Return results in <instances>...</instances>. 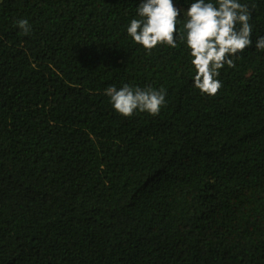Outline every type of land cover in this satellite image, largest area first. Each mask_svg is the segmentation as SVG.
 Listing matches in <instances>:
<instances>
[{"label": "trees", "instance_id": "16d2710c", "mask_svg": "<svg viewBox=\"0 0 264 264\" xmlns=\"http://www.w3.org/2000/svg\"><path fill=\"white\" fill-rule=\"evenodd\" d=\"M140 3L0 0V264H264V0L215 96L183 42L131 40ZM126 84L159 114H118Z\"/></svg>", "mask_w": 264, "mask_h": 264}, {"label": "clouds", "instance_id": "9594fccd", "mask_svg": "<svg viewBox=\"0 0 264 264\" xmlns=\"http://www.w3.org/2000/svg\"><path fill=\"white\" fill-rule=\"evenodd\" d=\"M251 15L249 6L241 0H195L186 11L175 7L173 0H141L126 31L135 44L149 53L158 45L175 49L178 40L183 42L195 73L194 88L215 96L222 88L217 79L219 70L225 65L234 68L237 54L252 44ZM15 24L23 34L29 33L28 20L21 18ZM255 48L264 51V37L257 39ZM105 95L123 117H131L136 111L155 116L166 103L163 88L109 86Z\"/></svg>", "mask_w": 264, "mask_h": 264}]
</instances>
